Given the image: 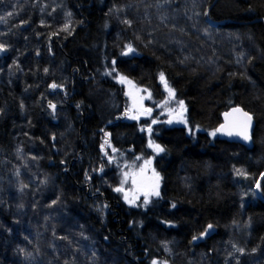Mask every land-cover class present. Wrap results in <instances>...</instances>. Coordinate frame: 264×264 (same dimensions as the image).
Returning <instances> with one entry per match:
<instances>
[{"label":"trees","instance_id":"trees-1","mask_svg":"<svg viewBox=\"0 0 264 264\" xmlns=\"http://www.w3.org/2000/svg\"><path fill=\"white\" fill-rule=\"evenodd\" d=\"M184 2L62 0L64 15L52 22L42 20L32 7L37 3L28 0L22 2L24 11L19 8L4 19L0 264H59L61 255L73 264H149L154 258L169 264H214L216 241L224 240V245L233 227L243 223H250L251 231L245 232L244 252L235 264H264V203L251 197L256 177L264 171V0H200L195 20L203 32L192 16L177 33L188 46L171 45L160 32L171 31L168 13ZM208 11L211 20L227 22L211 27ZM223 32L236 33L246 47L235 45L228 52V39L219 37ZM128 46L134 56H122ZM112 61L120 74L158 101L165 95L163 73L186 104L187 122L204 130H215L223 111L242 106L257 122L251 146L240 148L220 136L192 140L183 127L155 126L153 138L164 148L154 159L160 197L145 211L125 207L113 183H102L114 173L101 166L105 157L98 131L111 123L109 139L119 148L128 146L123 131L132 137L131 144L145 138L135 122L114 121L124 98L104 74ZM52 83L65 88L55 94L60 98L56 113L48 108ZM18 145L23 162L14 154ZM50 173L48 182L44 179ZM238 186L245 190L242 205L235 196ZM261 190L264 195V180ZM37 199L43 202L39 206ZM162 207L166 211L161 215ZM208 225L213 232L194 244L193 236ZM160 232L161 241H154L153 233Z\"/></svg>","mask_w":264,"mask_h":264},{"label":"rangeland","instance_id":"rangeland-1","mask_svg":"<svg viewBox=\"0 0 264 264\" xmlns=\"http://www.w3.org/2000/svg\"><path fill=\"white\" fill-rule=\"evenodd\" d=\"M28 2V0H0V25H3L4 19L11 18L12 16L9 15L12 14L14 10L19 9V11H24L26 9L27 5H22V2ZM42 0H33V2H41ZM52 1V0H49ZM54 1V0H53ZM200 0H186V2L182 3L181 5L177 6V8H172V12L168 13L170 14V17L168 18L169 27L171 28V31L168 30L167 32L165 30L161 31L163 36H167L170 34L171 36H165L163 40L165 39L166 43H170L171 45H174L175 43L184 44L183 38L181 35L177 34L180 28V26H184L183 20H188L193 16L194 20L198 17V9L202 5V2H199ZM215 1V0H214ZM42 4H47L46 1H42ZM214 3V2H212ZM25 4V3H24ZM50 4V3H49ZM22 5V6H21ZM45 6V5H44ZM48 7V5H47ZM211 8V7H210ZM209 8V9H210ZM48 9L43 10V12H48ZM208 9V10H209ZM18 11V12H19ZM162 11V9H161ZM159 13V9H158ZM43 15V14H42ZM166 15V14H165ZM159 17V15L157 16ZM15 18V16H14ZM48 18V16L44 15L42 20L45 21V19ZM158 19V18H157ZM175 20V21H174ZM177 21V22H176ZM197 21V20H195ZM197 23V22H196ZM45 25H51L49 23H43ZM199 31L201 30V22H198ZM197 28V25L195 26ZM173 31V32H172ZM176 32V33H175ZM200 32H203L202 30ZM158 33V37L159 34ZM232 34V33H231ZM236 34V33H235ZM234 34V35H235ZM181 41V42H180ZM225 41V40H224ZM234 42L232 40H226L225 44L228 46V52H234V49L236 46L233 44ZM185 46H188V43L184 44ZM1 46V45H0ZM124 51H128V47L123 48ZM124 53V52H123ZM136 51L134 50L131 53H128V55L122 54V56L128 57V56H134ZM6 56V49L3 48V51H0V56ZM204 58V57H202ZM204 63V59H202ZM112 66L108 65V68H105L104 72L108 75L112 80H114L115 83L119 84L122 88V94L125 96L124 98V106L126 107L128 111V116H130L127 121H133L135 122L136 127H138V130L143 132L144 137L146 138L147 147L149 149V152H152V156L150 158L139 156L137 157H131V154L128 153V147L125 148H119L114 147L111 140L109 139V133L105 132L103 130V134L100 137V140L102 141L101 151H103V157H105L104 166H110L113 170L112 173L118 175V179L120 180L117 183V188H122V191H116L115 193L117 196H119L120 202L125 207H130L133 209L139 208L140 210H147V208L151 207L152 203L160 197L156 195H149V203L145 205L143 203L145 199V192H150L154 183H155V175L154 173H159L155 166H154V157L161 154V152L155 151V149L150 146V141L153 144H158L156 140L153 138V133L155 126L160 127V125L164 126L165 128H169L172 126H185L187 125V117H186V105L184 102V108L181 109L179 102L182 100H179L176 97V92H174V95H170L168 89L172 87L167 82V88L165 87V81L162 82V91L165 93L164 97L158 101L156 97L147 89H144L138 85H136L134 82H132L129 78L126 76H122L121 74H117ZM193 62H196L193 60ZM198 63V62H197ZM121 77L125 78L124 82H121ZM50 89V88H49ZM49 103H52V101L48 102V108ZM52 105H56V103H53ZM57 107V106H56ZM50 110V108H49ZM150 110V111H149ZM51 112V111H50ZM183 115L185 122H180V116ZM135 117V118H133ZM171 120L172 122L169 123L168 121ZM155 121V122H154ZM55 122H57V119L55 118ZM68 123H66V127H68ZM151 129V132H149L148 129ZM213 132H210L209 135L211 139L215 138L217 135L213 136ZM20 145L15 147L14 154L17 156V160L19 161L20 151L19 148ZM21 147V146H20ZM37 161V160H36ZM146 161H150L151 163L148 164ZM28 164V163H27ZM39 171V169H38ZM40 172V171H39ZM19 175V172L17 173ZM15 175L14 178H17L19 176ZM110 175V174H109ZM260 175H264V171L260 173ZM17 176V177H16ZM160 176V174H159ZM19 179V178H18ZM106 179V177H105ZM44 180H47L46 178ZM44 183V181H43ZM42 183V184H43ZM255 184V187H253ZM252 189L256 188V182H254ZM261 184V183H260ZM45 185V184H43ZM104 185V184H103ZM105 184L104 186H106ZM161 179L159 182V192L161 189ZM109 186V185H107ZM116 188V189H117ZM114 189V188H113ZM125 195H127L128 199L125 200ZM129 201H134V203H129ZM246 225L243 226H235L231 230V237L224 242V245L228 247L232 252L234 251V254H239L241 251H239L237 248L240 247V243H242L247 237V233H245ZM232 246V247H231ZM152 264H167L165 262H162L159 259H154L151 261Z\"/></svg>","mask_w":264,"mask_h":264},{"label":"bare ground","instance_id":"bare-ground-1","mask_svg":"<svg viewBox=\"0 0 264 264\" xmlns=\"http://www.w3.org/2000/svg\"><path fill=\"white\" fill-rule=\"evenodd\" d=\"M176 0H167V3L169 4V2H171V3H174ZM43 2L41 1V2H37V4H35V5H33L32 7L34 8V9H37L38 10V12H39V15H40V17H43L44 15H46V16H48V18L52 21V22H56L61 16H63L64 15V12H65V7H67V6H65V4H63L62 3V0H52V1H49V2H47V4H42ZM50 3V4H49ZM45 5V6H44ZM47 5H48V7H49V9H48V12H43V13H41L43 10H45V9H47L48 7H47ZM155 6H157V4H155ZM168 8V5L167 4H165V3H163V5H162V9L163 10H165V9H167ZM43 14V15H42ZM194 17H192V19H193ZM197 23H198V21H196ZM206 22L211 26V27H220V26H222L224 23H226L227 21H226V19H223V20H214V19H210V17H209V11L206 13ZM213 22H219L220 24H217V25H214L213 24ZM21 25H23V24H21ZM206 36V35H205ZM211 37H213L212 35H211ZM219 37L221 38V39H228V40H232L234 43V45H237V46H239V47H246L245 45H244V41H243V39L240 37H238L237 36V34H231V33H225V32H223V34H221V35H219ZM209 38V37H208ZM208 38H207V36L206 37H204V41H207L208 40ZM179 46V45H178ZM113 68H114V70H115V72H117V74H120L119 73V71H117V69H116V67L115 66H113ZM206 68V67H205ZM105 74V73H104ZM122 76H123V74H121ZM106 76H107V79L108 80H111L112 81V83H114L119 89H120V92H121V94H122V88H121V86H119V84H117V83H115L114 82V80H112L110 77H108V75L106 74ZM160 81H161V87H162V80L160 79ZM164 81H166V79H164ZM167 82V81H166ZM53 85H56V84H54V83H52L51 85H50V88L53 86ZM59 89H56V91L55 92H53V93H51L50 92V94L52 95V97H53V99H52V104L53 103H56V105H55V107H54V109H52V108H50V111L52 112V113H56L57 112V110H58V107H56L57 105H60V103H59V101H60V98L57 96L56 97V92L57 91H62V92H64V89L65 88H63V89H61V86H59V85H56ZM162 89V88H161ZM50 90V89H49ZM163 92V91H162ZM122 97L123 98H125V96H123V94H122ZM183 101V100H182ZM184 102V101H183ZM186 105V104H185ZM239 107H241L242 108V110H244V111H246L242 106H240V105H238ZM238 106H233V107H238ZM231 108V107H230ZM229 109V108H228ZM227 109V110H228ZM227 110H225V111H223V113H225V112H227ZM249 115H251L252 116V118H253V120H254V122H255V126H256V124H257V122H256V120H255V118H254V116L252 115V113L251 112H248V111H246ZM223 113H222V115H223ZM130 116H128V111H127V109H126V107L124 106V107H122L121 108V110L119 111V113L115 116V118H114V121L115 122H117V121H127V119L129 118ZM221 121H222V116H221ZM221 123H219V125H220ZM111 125V123H109V124H104L103 125V127L102 128H100L99 129V131H98V133L99 134H103V130L105 131V132H108L109 133V138H110V135H111V131H109L110 130V128H109V126ZM187 125H188V127H185V126H182L183 127V129H184V134H185V136H188V137H190L192 140H194V139H196V138H199V137H201L200 135H208V138H210L211 139V137H210V135H209V133L210 132H216V135L217 136H220V137H223L225 140H227V138L224 136V135H222V134H219L218 132H217V128L219 127V125L216 127V129L215 130H204L203 128H201L200 126H193V125H190L188 122H187ZM255 126H254V128H253V131H252V133L254 132V129H255ZM172 127H180V126H172ZM181 127V128H182ZM169 128H171V127H169ZM138 132L139 133H142L143 134V132H141L140 130H138ZM122 134H123V136H122V139H123V145L125 144V145H128L127 147H128V153H130L131 154V157H137L138 158V155L140 156H143V157H148V158H150V156H152V152L150 151V154L148 155V156H145L144 154H142L139 150V148L140 147H142V149L143 148H145V149H147L148 150V147H147V141H146V138H145V140L144 141H138V142H136L135 141V143H133V144H131L130 143V139H132V137L130 136V137H126L127 135H125L124 134V131L122 132ZM144 135V134H143ZM253 135H254V133H253ZM217 136L215 137V138H213V140L211 139V141H214L216 138H217ZM199 139H201V138H199ZM209 139V140H210ZM253 139V138H252ZM135 140V139H134ZM67 141V140H66ZM101 142V141H100ZM231 142V141H230ZM158 143V142H157ZM201 142H197L196 144H200ZM232 143H234V142H232ZM159 144V143H158ZM235 144H237V143H235ZM238 145H242V144H238ZM161 146V145H160ZM249 146H251V144L249 145ZM249 146H245V145H242V147H240V148H247V147H249ZM240 148L239 149H237V150H240ZM69 151V150H68ZM156 157V156H155ZM155 157H154V159H155ZM37 160H38V158H37ZM19 162H23V157L22 158H20V160H19ZM155 162V161H154ZM103 163H104V161H103ZM102 167L104 166V164H102L101 165ZM108 167H110V166H108ZM50 175H52L51 173L48 175V177H47V181L49 182V181H51L52 179H53V175L52 176H50ZM260 178H262V180H261V182L260 183H262V181L264 180V177H262L260 174L256 177V180H255V182H258L259 181V179ZM120 180L118 179V175H117V173L116 174H113L112 176H110V177H106V179H103V181H102V183L105 185V184H107V185H109V186H111V184L113 183V185H112V188H114L113 189V191L115 192V189L117 188V183L119 182ZM253 187H255V184H254V186ZM243 187H241V186H238L237 187V191H238V194L237 195H235L236 196V200H237V202L238 203H240V205H242V204H245V202H244V194H245V190H243L242 189ZM259 190H260V195H258L257 194V190H255V188L252 190V200L254 199V200H257V201H260V202H262V203H264V195H263V192H262V190H261V184H260V187H259ZM99 199V197H97L96 196V198H95V201L96 200H98ZM25 202V201H24ZM41 203H43L40 199H37V203H36V206H39V204H41ZM165 211H166V209H165V207H162V209L160 210V214L162 215V214H164L165 213ZM157 213V212H156ZM158 214V213H157ZM160 216V215H159ZM134 224H136V225H139V224H141V222H139V221H136ZM243 225H246V229H245V231L248 233L249 232V230L251 231V224L249 223H243ZM243 225H241V226H243ZM232 227H230V229H231ZM207 230V231H206ZM204 232H202L201 234H199V235H194L193 236V238L194 237H196V239H193V243L194 244H199V241H202L204 238H206L207 236H210V234L213 232V230H214V228H213V226H212V228L211 229H209V228H207ZM138 232H140V230H138ZM145 234H147L148 232H144ZM153 235L155 236V238H153V239H155L154 241H156V242H159V241H161V239H158L160 236H161V232L160 233H153ZM105 240H107V239H105ZM222 241H224V240H217L216 241V246H215V248H217L216 250H215V253H213V258L215 259L214 260V264H218V262H219V260H222V258H223V260L225 261L223 264H235V262H237V260L235 261V257L237 256V255H241L242 254V252H244L243 251V247H242V244L240 243V249L239 248H237L239 251H241L239 254H234V251L232 252L228 247H226V245H223L222 244ZM232 247V246H231ZM64 249H66V248H64ZM77 249V248H76ZM77 253H78V249L77 250H75L74 251V253H71L72 254V257H73V259L75 260V258L77 257ZM61 254V253H60ZM59 254V255H60ZM35 258H37V256H35V255H33ZM63 257L64 256H59V264H73L75 261H66L65 259H63ZM39 258V257H38ZM255 258H257V255L255 256ZM86 258H82V261L83 260H85ZM154 259H156V258H154ZM154 259H149V264H152V262L151 261H153ZM196 260V262H199V260L198 259H195ZM43 261V259L41 258V259H39L38 260V262H42ZM162 262H164V261H162ZM165 263H167V264H169V262H165Z\"/></svg>","mask_w":264,"mask_h":264},{"label":"water","instance_id":"water-1","mask_svg":"<svg viewBox=\"0 0 264 264\" xmlns=\"http://www.w3.org/2000/svg\"><path fill=\"white\" fill-rule=\"evenodd\" d=\"M214 25L220 24L219 22H213ZM125 53V52H124ZM128 55V54H127ZM56 89H59L57 86L56 87H51L50 92L53 93L56 91ZM52 105V103H49V107ZM54 109L53 107H50ZM235 109H240L241 111H235ZM244 113H247L246 111L242 110L241 107H231L227 110V112L223 113L222 115V121L220 122L221 124L219 125L218 129H221L222 126H224L223 130L217 131L219 134L224 135L227 140L237 143V144H242L245 146H249L252 142L253 138V128L255 126V122L252 118L251 124H247V118L244 116ZM251 116V115H250ZM247 130L248 135L250 136V139L245 140L241 135L238 133L243 132ZM227 131H231L232 135H228ZM264 177V175H261ZM262 178L259 179L258 182H256V188L257 194L260 195V182ZM257 184H259V187H257Z\"/></svg>","mask_w":264,"mask_h":264},{"label":"snow or ice","instance_id":"snow-or-ice-1","mask_svg":"<svg viewBox=\"0 0 264 264\" xmlns=\"http://www.w3.org/2000/svg\"><path fill=\"white\" fill-rule=\"evenodd\" d=\"M9 15H11V13ZM65 30H67V28H65ZM0 51H3V47L2 46H0ZM133 51H134V49L131 46H128V51L125 52V53H123V54L124 55H127L128 53H131ZM45 71H47V70H45ZM124 79L125 78L121 77V82H124ZM164 79H165L164 78V75H163V73H161V80L164 81ZM53 87H56V85H53ZM165 87L166 88L168 87L166 81H165ZM168 91H169L170 95H174V90L173 89L169 88ZM179 105H180V108L181 109L184 108V102L183 101H180L179 102ZM50 107H53L54 108L55 106L54 105H50ZM235 111H241V110L240 109H235ZM244 116L247 118V124L250 125L251 124V121H252V116H250L248 113H244ZM133 118H135V117H133ZM168 122L171 123L172 121L169 120ZM180 122H185L186 123V121L184 120L182 114L180 116ZM223 128H224V126H222V128L221 129H218L217 131H221V130H223ZM148 130H149V132H151V129L150 128ZM227 134L228 135H232V132L231 131H227ZM238 134L241 135L243 137V139H245V140L250 139V136L248 135L247 130H245L243 132H240ZM212 135L215 136L216 135V132H213ZM150 146H152L155 149V151H157L158 153L164 151V148L163 147H161L159 144H153L151 141H150ZM146 163L150 164L151 162L150 161H146ZM154 175H155V183H154L151 191L150 192H145V199L143 201V203L145 205H147L149 203V199H148V196L149 195H156V196H159L160 195L158 189H159V182H160L161 177L159 176V173H154ZM257 187H259V184H257ZM115 190L119 192V191H122V188H117ZM127 199H128V197H127V195H125V200H127ZM129 203H134V201H129ZM173 207H175V205H173ZM208 228L211 229L212 228V225H208ZM193 239H196V237H194Z\"/></svg>","mask_w":264,"mask_h":264}]
</instances>
